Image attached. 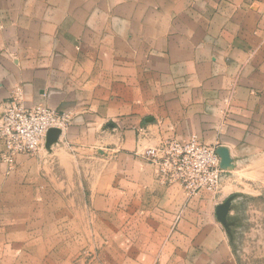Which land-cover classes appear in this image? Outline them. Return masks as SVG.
Instances as JSON below:
<instances>
[{
  "label": "crops",
  "instance_id": "0c3cea01",
  "mask_svg": "<svg viewBox=\"0 0 264 264\" xmlns=\"http://www.w3.org/2000/svg\"><path fill=\"white\" fill-rule=\"evenodd\" d=\"M18 87L71 120L0 160V264H238L215 209L264 187V0H0V110ZM191 135L216 194L143 155Z\"/></svg>",
  "mask_w": 264,
  "mask_h": 264
},
{
  "label": "built area",
  "instance_id": "2783aa9c",
  "mask_svg": "<svg viewBox=\"0 0 264 264\" xmlns=\"http://www.w3.org/2000/svg\"><path fill=\"white\" fill-rule=\"evenodd\" d=\"M21 88H16L0 110V160L9 169L18 155L34 156L44 149L49 129L60 135L70 123V115L44 104H26ZM216 145L202 143L197 136L169 137L143 153L157 180L178 185L188 196L200 191L216 194L224 175Z\"/></svg>",
  "mask_w": 264,
  "mask_h": 264
},
{
  "label": "rangeland",
  "instance_id": "374dc122",
  "mask_svg": "<svg viewBox=\"0 0 264 264\" xmlns=\"http://www.w3.org/2000/svg\"><path fill=\"white\" fill-rule=\"evenodd\" d=\"M84 170L94 172L95 168ZM255 190L248 194L235 195L237 197L230 203L223 222L225 234L238 264H264V187ZM22 264L33 263L25 260Z\"/></svg>",
  "mask_w": 264,
  "mask_h": 264
},
{
  "label": "water",
  "instance_id": "95a60500",
  "mask_svg": "<svg viewBox=\"0 0 264 264\" xmlns=\"http://www.w3.org/2000/svg\"><path fill=\"white\" fill-rule=\"evenodd\" d=\"M60 135V130L57 128H51L48 130L47 135H46V141L44 147L46 149L50 148V146L57 142L58 138ZM217 152L220 155L221 158V166L224 169V162H223V154H225V151L222 150L220 147H218ZM230 206V200L227 199L223 203L219 204L216 206L215 212L217 218L221 221L224 222L225 216L227 215L228 209Z\"/></svg>",
  "mask_w": 264,
  "mask_h": 264
}]
</instances>
